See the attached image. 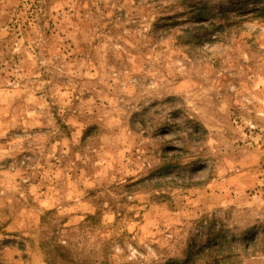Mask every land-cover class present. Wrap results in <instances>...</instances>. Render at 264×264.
Masks as SVG:
<instances>
[{
	"label": "rangeland",
	"instance_id": "374dc122",
	"mask_svg": "<svg viewBox=\"0 0 264 264\" xmlns=\"http://www.w3.org/2000/svg\"><path fill=\"white\" fill-rule=\"evenodd\" d=\"M264 264V0H0V264Z\"/></svg>",
	"mask_w": 264,
	"mask_h": 264
},
{
	"label": "trees",
	"instance_id": "16d2710c",
	"mask_svg": "<svg viewBox=\"0 0 264 264\" xmlns=\"http://www.w3.org/2000/svg\"><path fill=\"white\" fill-rule=\"evenodd\" d=\"M187 256H186V259L187 260H185V261H181V260H174V261H169V262H167V263H165V264H191V259H189L190 257H191V252L188 250L187 251Z\"/></svg>",
	"mask_w": 264,
	"mask_h": 264
}]
</instances>
